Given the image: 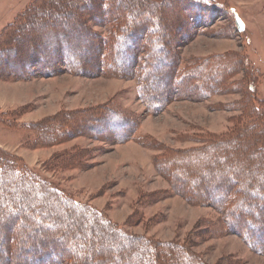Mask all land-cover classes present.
Here are the masks:
<instances>
[{
    "label": "trees",
    "instance_id": "trees-1",
    "mask_svg": "<svg viewBox=\"0 0 264 264\" xmlns=\"http://www.w3.org/2000/svg\"><path fill=\"white\" fill-rule=\"evenodd\" d=\"M189 6L206 12L192 16ZM170 7L174 12L181 9L196 20L208 19V9L221 12L213 0H33L3 30L2 45L9 47L17 42L21 45L25 41L31 44L39 40L41 33L42 44L46 41L52 52L61 49V61L65 65L74 63L80 74H87L84 65L91 51L98 59L105 56L107 64L114 61L121 70L114 68L113 72L135 78L141 100L155 112L163 108L169 97L171 91L166 84L175 75L180 76L176 77L174 91L188 87L195 80L196 88L187 90L207 99L229 86L231 74L243 72L240 82L231 83L242 93L241 100L233 105L240 113L236 126L224 134L206 133L193 138L195 147L162 150L155 156L154 165L171 183V188L183 193L192 204L223 211L219 210L222 223L260 252L264 249V99L258 95L256 66L249 54L235 53L188 61L187 68L191 69L187 71H193L186 75L174 71L178 57L170 49V32L179 19L186 17L184 14L172 19L167 14L164 16L163 12H169ZM229 16L237 33L243 34L237 15L231 12ZM92 27L107 31L102 35L93 32ZM80 33L86 34L78 39ZM32 34L38 38H31ZM42 44L29 48L42 51ZM135 66L138 68L133 71ZM194 70L199 71L197 75L205 72L206 80H196ZM113 109L116 108L110 103L99 106L91 114V122L82 128L87 133L102 134L114 143L139 140L133 120ZM67 116L56 114L26 125L29 132L26 146L51 145L74 136L68 132L73 125L65 120ZM77 124L79 127L80 122ZM56 161L62 167L79 164L82 156L70 152L58 156ZM184 169L193 184H184L186 180L179 177ZM7 228L14 230L4 233ZM0 240L2 264L10 263V250L21 255L29 250L30 260L39 255L41 258L37 257L35 264H52L56 260L63 261L62 264H205L185 244L160 242L127 232L103 211L80 202L5 152L0 153ZM8 241L15 244L8 245Z\"/></svg>",
    "mask_w": 264,
    "mask_h": 264
},
{
    "label": "rangeland",
    "instance_id": "rangeland-1",
    "mask_svg": "<svg viewBox=\"0 0 264 264\" xmlns=\"http://www.w3.org/2000/svg\"><path fill=\"white\" fill-rule=\"evenodd\" d=\"M31 1L0 0V153L20 159L80 202L103 211L131 234L185 244L205 264H264V249L255 251L258 248H251L242 235L222 223L218 207L192 204L183 193L171 188V183L154 165L155 156L162 150L195 147L193 138L206 133L224 134L236 126L240 113L233 105L241 100L242 93L231 83L240 82L244 73L231 74L225 89L228 90L215 92L207 99H200L195 92L187 90L196 88L195 80L188 87L174 91L176 77L180 76L175 75L166 84L171 91L169 97L163 102V108L155 112L144 105L135 78L113 72L114 68L121 70L109 58L111 65L107 64L105 56L98 59L90 50L84 65L87 74H80L74 63L65 65L61 61V49L52 52L51 45L47 46L46 41L42 44L41 33L39 40L31 44L25 41L21 45L17 42L3 46V30L16 21ZM213 1L225 12L219 7L220 13L208 9V19H191L187 12L181 9L174 12L172 7L169 12H163L170 19L183 14L186 17L179 19L170 32V49L178 57L172 69L186 75L193 71H187L191 69L187 68L188 61L249 54L259 79L258 95L264 99V0ZM205 12L192 9V16ZM231 12L237 15L243 34L237 33L231 17H227ZM91 30L102 35L107 31L100 27ZM85 34H78V39ZM32 35L31 38H38ZM39 44L44 47L42 51L29 48ZM145 48L150 49L149 45ZM78 61L81 63V59ZM198 72H193L196 80H206L207 74L197 75ZM109 103L115 106L113 110L133 120V130L139 140L114 143L102 134L86 132L84 125L91 122L93 111ZM56 114H68L65 120L73 125L68 132L74 136L51 145L27 147L26 125ZM149 144L150 147L146 146ZM70 152L81 155L82 162L60 166L57 157ZM179 177L186 180L184 184L194 183L189 181L185 169ZM14 228L3 232H12ZM11 244L15 242L8 241ZM11 253L12 250L9 264H35L40 257L35 255L36 259L30 260L29 250L22 255ZM0 259L3 258L0 256ZM47 260L52 261L49 257Z\"/></svg>",
    "mask_w": 264,
    "mask_h": 264
}]
</instances>
